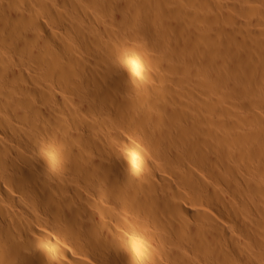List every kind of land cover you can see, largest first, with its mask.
I'll return each mask as SVG.
<instances>
[{"label": "bare ground", "instance_id": "obj_1", "mask_svg": "<svg viewBox=\"0 0 264 264\" xmlns=\"http://www.w3.org/2000/svg\"><path fill=\"white\" fill-rule=\"evenodd\" d=\"M238 262L264 264V0H0V264Z\"/></svg>", "mask_w": 264, "mask_h": 264}, {"label": "rangeland", "instance_id": "obj_2", "mask_svg": "<svg viewBox=\"0 0 264 264\" xmlns=\"http://www.w3.org/2000/svg\"><path fill=\"white\" fill-rule=\"evenodd\" d=\"M252 3H253V4H251V2H248L247 4H245V6H250V7H246V8H244V9H245V10H248L249 8H250V9L255 8V9H253V10H254V12H256V8H257L256 4H257V3H255V2H252ZM248 4H249V5H248ZM252 5H254L255 7H253ZM251 7H252V8H251ZM247 8H248V9H247ZM250 11H251V10H250ZM248 12H249V11H248ZM254 12H253V13H254ZM246 13H247V12H246ZM250 13L252 14L251 16H253V13H252V12H250ZM247 14H248V13H247ZM249 15H250V14H249ZM249 15H248V16H249ZM145 32H146V31H144V33H145ZM144 33H143V36H144V37L152 38V37H150V36L152 35V33H150V31H147V34L149 33V34H148L149 36H148L147 34H144ZM145 35H147V36H145ZM143 36H142V37H143ZM233 76H234V75H233ZM187 214H188V213H187ZM240 263H241V262H238V264H240Z\"/></svg>", "mask_w": 264, "mask_h": 264}]
</instances>
